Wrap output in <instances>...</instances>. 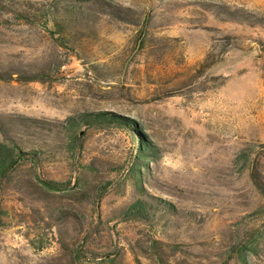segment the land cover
<instances>
[{"label":"rangeland","instance_id":"374dc122","mask_svg":"<svg viewBox=\"0 0 264 264\" xmlns=\"http://www.w3.org/2000/svg\"><path fill=\"white\" fill-rule=\"evenodd\" d=\"M6 153L0 264H264V0H0Z\"/></svg>","mask_w":264,"mask_h":264},{"label":"trees","instance_id":"16d2710c","mask_svg":"<svg viewBox=\"0 0 264 264\" xmlns=\"http://www.w3.org/2000/svg\"><path fill=\"white\" fill-rule=\"evenodd\" d=\"M71 130H74V127H70V131ZM12 156H13L12 153L9 154L6 153L3 154V156L0 158V175H2L5 172L7 166H9L10 161L13 159Z\"/></svg>","mask_w":264,"mask_h":264}]
</instances>
